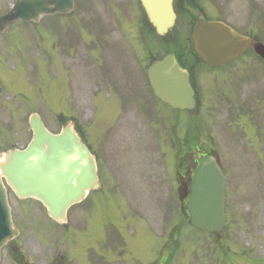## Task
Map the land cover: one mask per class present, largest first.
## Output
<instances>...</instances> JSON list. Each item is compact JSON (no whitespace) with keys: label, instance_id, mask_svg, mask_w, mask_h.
I'll return each instance as SVG.
<instances>
[{"label":"flooded vegetation","instance_id":"1","mask_svg":"<svg viewBox=\"0 0 264 264\" xmlns=\"http://www.w3.org/2000/svg\"><path fill=\"white\" fill-rule=\"evenodd\" d=\"M8 2L13 0H0V15L9 10ZM192 6H196L197 11L206 19L227 18L225 12L211 9L207 0L176 1V7L180 12L186 13L184 18L190 23L198 19ZM42 22L45 23L30 25L17 20L10 30L0 31V120L17 112L23 126V140H29L32 134H28L30 114L27 116L28 129L24 127L26 117L23 119L22 115L25 116L27 110L35 108L44 121L52 90L55 92L56 106L62 100L61 76L64 61L69 56L62 49L60 33L63 21L55 18L44 19ZM34 32H41L43 35ZM122 36L107 41L99 40V46L92 54L79 57L78 51H74L75 54L70 55L74 63L71 69L82 76L80 80L72 75V102L78 106L86 100L89 113L86 122L80 124L81 131L96 157L101 188L99 192L90 193L80 206L84 210L87 208L89 213L87 241L79 246L76 241L66 244L58 239L56 247L48 248L45 255L49 259L42 264H110L104 244L108 245V241L114 238L120 240L117 247L120 255L135 256L141 251L140 245H144L146 249H155L150 252V259L141 256L140 260L156 264L158 262L154 260L158 258L155 256L159 230L166 237L162 246L161 254L164 258L161 264H172L173 256L178 247L180 248L179 243L185 240L184 231L187 222L189 223L188 196L181 198L179 189L182 184L190 183L199 153V148L191 150V116L188 111L172 109L155 96L146 74L142 71L139 56L136 55L134 66L130 62L128 65ZM36 41L40 42L38 56L32 54ZM88 56L90 63L91 59L98 64L102 62L99 67L102 80L99 76L98 83L86 93V98H81L80 83L85 80V87L87 83L93 82L90 72L85 76L84 72L77 71L79 60L83 64ZM178 58L184 66L191 63L190 57L184 54ZM235 104L240 106V103ZM10 105V112H7ZM246 105L250 114L248 97ZM20 110L23 114L18 112ZM50 117L60 124L61 108L56 107ZM155 132L158 140L152 149L161 159L162 177H142V173H139L142 172L140 160L143 138ZM3 140L0 138V145L4 144ZM200 150L202 153L206 152L205 149ZM169 171L173 173V177H169ZM99 199L106 206L101 255L94 242L93 225ZM165 209L168 214L164 223L168 224L167 227L161 226L159 229V212H164ZM5 254L17 264H31L25 261L28 255L16 244H11Z\"/></svg>","mask_w":264,"mask_h":264},{"label":"rangeland","instance_id":"2","mask_svg":"<svg viewBox=\"0 0 264 264\" xmlns=\"http://www.w3.org/2000/svg\"><path fill=\"white\" fill-rule=\"evenodd\" d=\"M216 1L221 7L217 5ZM87 3L90 4L89 8L86 6ZM207 4L213 10L224 11L228 22L238 28L250 26V30H254L255 37H260L264 42V0H207ZM139 13V9L131 0H76V9L68 15H64L66 18L63 19L71 17L87 19L94 25L89 24L91 28L88 34L86 26L85 29L64 22L62 40L70 41L65 42L67 48L64 47L63 51H67L69 46L71 48L72 42L83 46L99 40H110L109 32L111 30L112 34L125 35L126 45L124 49L126 55L134 54L139 50V44L134 39L137 30L132 19H135ZM107 19L118 21L120 26L110 25L106 28L102 24L105 22L102 21ZM141 27L143 33L149 34L154 43L157 45L163 44L148 25ZM188 31L189 27L186 24L177 21L173 35H176L175 37L179 40L187 35ZM35 43L32 54L38 56L40 42L36 41ZM163 51V49L160 50V55L165 53ZM141 54L143 55V52ZM81 55H87V52L80 51L79 57ZM85 59L86 61L83 64L79 60L77 71L84 72L85 76L90 72L93 82L87 83L85 87V80L80 83L82 87L79 91L81 98H86V93L94 88V85L99 81L98 77L102 75L99 69L102 62L98 64L92 62L91 59L90 63L88 62L89 56ZM127 59L129 60L128 56ZM247 59L244 58L246 61L240 59L241 61L234 63L236 65L230 63L227 67V73L232 72L236 66L244 67L243 70H235L230 76L223 75V71H213L203 75L199 85L200 89L201 87L203 89V95L200 96L201 106L199 105L197 111L192 113L193 133H198L202 139L207 140L212 145L230 179L227 197L229 216L227 226L214 237H208L202 231L192 227L188 228V231L186 228L184 231L185 240L181 243L180 251L175 254L174 263L172 264H219L218 259L224 264L222 254L217 259V254L213 253L215 242L219 244L218 248L222 246L221 242L224 243L228 258L227 264H264V261L257 260V258L264 259V64L262 59L252 52H250V59ZM73 61L75 62V59ZM64 65L68 69L64 66L62 70V100L58 106L62 110L63 118H71L75 115L86 121L83 118V114L87 112L86 100L80 103L77 108L72 102L71 87L73 88L74 83L69 70L75 78L79 77L82 80V76L71 69L74 63L70 55L65 59ZM85 67L87 70H85ZM233 87L240 88L234 94L235 97H241L243 100L247 97L250 98V114L243 113L237 106L230 107L228 93L234 89ZM31 92H33V88ZM51 97V105H48V107L54 109L56 106L54 90H52ZM10 107L11 105L8 107L9 110ZM225 110L229 114L228 116L223 113ZM13 111L14 109L11 110V112ZM18 112L21 114L22 110ZM10 114L4 120L2 118L0 120V134L7 135V141L3 146H0V149L6 148L17 140L16 133L20 131L22 126L17 112ZM47 120L50 127L58 129V124H55L53 119L49 117ZM8 121L10 122L8 123ZM144 159L143 156V163L146 162ZM168 167L171 168L169 164ZM141 173L143 177L154 176L151 169H145L139 174L141 175ZM11 201L15 210V217L20 222L18 223L19 226H29L34 233L42 232L48 238L60 239L66 244L76 241L79 246H82L87 241L89 231L87 208L84 210L79 206L75 207L76 212L70 214L71 224L75 222V225H70L69 228H57L54 223L48 220L43 212L44 209H41L33 199L18 201L14 196H11ZM98 202L99 206L94 212L93 225L94 242L101 255L105 235L103 226L106 206L102 199H99ZM167 214L166 209L164 212H159V229H161V226L167 227L168 222L164 223ZM159 235L161 237L162 230H160ZM18 241L22 243V250L27 252L29 259L34 264H42L49 259L45 255L49 251L48 247L42 245L50 244L49 241H39L36 239V235L31 233H26ZM118 243H120L119 238H114L108 241V245L104 244L110 264H130L131 262L141 264L143 262V260H140L141 256L149 257L150 252L152 253L155 250L146 249L144 245H140L139 250L141 251L135 256L120 255L117 248ZM49 247H53V245ZM132 258H138V260ZM2 264L13 263L7 256H4ZM142 264H147V262Z\"/></svg>","mask_w":264,"mask_h":264},{"label":"water","instance_id":"3","mask_svg":"<svg viewBox=\"0 0 264 264\" xmlns=\"http://www.w3.org/2000/svg\"><path fill=\"white\" fill-rule=\"evenodd\" d=\"M156 33L166 37L176 24L174 0H141ZM74 0H19L12 10L0 17L5 21L21 18L38 21L49 14L69 13ZM195 49L211 67L227 63L246 48L264 58V44L238 33L221 21L200 18L193 30ZM156 95L175 108L196 107L195 91L174 54L155 61L148 70ZM34 137L25 149H11L0 156V258L1 248L15 238L8 201L9 186L18 198H35L58 223L67 222L68 209L82 201L99 186L97 165L72 121L61 132L51 133L38 115L30 120ZM226 177L214 156H202L194 172L188 203L191 224L210 232L221 230L224 213Z\"/></svg>","mask_w":264,"mask_h":264}]
</instances>
